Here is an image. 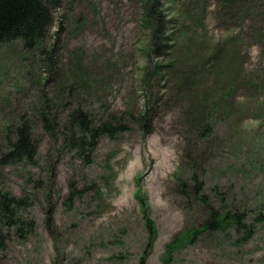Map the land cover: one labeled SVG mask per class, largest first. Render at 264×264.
<instances>
[{
  "label": "rangeland",
  "instance_id": "374dc122",
  "mask_svg": "<svg viewBox=\"0 0 264 264\" xmlns=\"http://www.w3.org/2000/svg\"><path fill=\"white\" fill-rule=\"evenodd\" d=\"M146 2L61 0L38 48L0 43V154L23 119L38 144L32 162L0 165V186L30 198L36 224L0 264H264V0H159L157 48ZM77 101L126 126L88 158L55 123ZM193 174L212 208L245 213L256 231H200L165 263V246L209 215ZM137 195L155 227L146 254Z\"/></svg>",
  "mask_w": 264,
  "mask_h": 264
},
{
  "label": "trees",
  "instance_id": "16d2710c",
  "mask_svg": "<svg viewBox=\"0 0 264 264\" xmlns=\"http://www.w3.org/2000/svg\"><path fill=\"white\" fill-rule=\"evenodd\" d=\"M159 0H147L148 4L144 13V23L151 26V42L155 48L163 40L160 33L164 16L158 9ZM61 0H0V43L11 42L14 40L22 41L23 48L32 51L42 45L50 28L53 26V7H58ZM50 107L44 108L40 115L44 119V127L49 132L53 131V124L56 123L57 131L62 136V146L76 156L88 158L90 153L96 148L101 136L114 137L116 134L126 130L115 119H103L96 122L90 111H87L79 101L76 105H70L65 109L64 118L58 122H52L48 118ZM52 112V110H51ZM45 115V116H44ZM10 130V129H8ZM11 138L8 139L7 149L0 154V165L18 164L22 161L32 162L38 150L37 141L32 136L31 123L23 119L20 124L15 126ZM192 195L209 209L207 219L200 225L199 229H189L176 237L165 246L163 260L169 263L173 259V253L177 248L192 243L198 232L209 230L212 232H225L228 227L235 226L242 232L239 241L249 240L256 231L254 223H246V214L238 211H220L214 209L207 203L204 193L203 182L196 174L192 176ZM76 192V191H73ZM139 210L148 235L144 254L152 247L155 236V227L148 212V206L137 195ZM72 193L65 200L67 207L70 206ZM31 204L28 196H16L0 186V250H4L11 237L26 239L35 232L36 224L32 218L27 216L26 210ZM53 218V208L48 209L46 220L50 223ZM258 222H264V216H257ZM144 255L139 259L138 264H144Z\"/></svg>",
  "mask_w": 264,
  "mask_h": 264
}]
</instances>
